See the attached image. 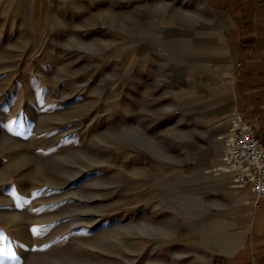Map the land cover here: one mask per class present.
I'll return each instance as SVG.
<instances>
[{"label":"rangeland","instance_id":"1","mask_svg":"<svg viewBox=\"0 0 264 264\" xmlns=\"http://www.w3.org/2000/svg\"><path fill=\"white\" fill-rule=\"evenodd\" d=\"M224 28L207 0H0L3 264H212L237 242Z\"/></svg>","mask_w":264,"mask_h":264},{"label":"crops","instance_id":"2","mask_svg":"<svg viewBox=\"0 0 264 264\" xmlns=\"http://www.w3.org/2000/svg\"><path fill=\"white\" fill-rule=\"evenodd\" d=\"M207 3L223 22L234 58L235 110L264 142V0H207ZM251 196L252 208L241 239L238 237L229 250L216 253L212 264H264V197L252 191Z\"/></svg>","mask_w":264,"mask_h":264},{"label":"built area","instance_id":"3","mask_svg":"<svg viewBox=\"0 0 264 264\" xmlns=\"http://www.w3.org/2000/svg\"><path fill=\"white\" fill-rule=\"evenodd\" d=\"M224 160L235 185L264 197V142L240 112L232 116Z\"/></svg>","mask_w":264,"mask_h":264},{"label":"bare ground","instance_id":"4","mask_svg":"<svg viewBox=\"0 0 264 264\" xmlns=\"http://www.w3.org/2000/svg\"><path fill=\"white\" fill-rule=\"evenodd\" d=\"M230 129V128H229ZM228 131V133H229V130H227ZM228 135V134H227ZM220 145L221 146V149H222V142H219L218 141V143H217V141H216V143H215V145ZM225 150V145L223 146V151ZM223 162H224V160H223ZM221 163V162H220ZM225 165H226V163H225ZM225 167H227V166H221V168H219L220 170H223V172H221L218 176H217V179H216V182L217 183H220V184H224L225 185V187H227V189H230V190H234V189H236V194L238 195V199L240 200V201H245V203H247L246 202V200H247V198H248V193L246 192V188L244 187H240V186H237V185H235L234 184V182L232 181V178H231V175L230 174H228V173H224V171H225ZM228 170V169H227ZM229 172V171H228ZM231 183H233V185L235 186V187H237V188H234L232 185H231ZM249 191H250V189H249Z\"/></svg>","mask_w":264,"mask_h":264},{"label":"snow or ice","instance_id":"5","mask_svg":"<svg viewBox=\"0 0 264 264\" xmlns=\"http://www.w3.org/2000/svg\"><path fill=\"white\" fill-rule=\"evenodd\" d=\"M33 231H36L35 229H33ZM0 251H2V250H0ZM0 264H3V261H0Z\"/></svg>","mask_w":264,"mask_h":264}]
</instances>
